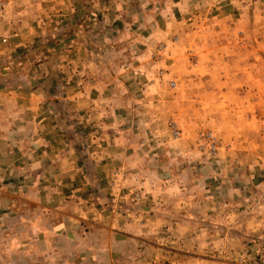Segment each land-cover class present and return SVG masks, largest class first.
<instances>
[{"label": "rangeland", "instance_id": "rangeland-1", "mask_svg": "<svg viewBox=\"0 0 264 264\" xmlns=\"http://www.w3.org/2000/svg\"><path fill=\"white\" fill-rule=\"evenodd\" d=\"M57 1L0 0V50L9 47L6 40L13 30L21 32L33 24L34 34L49 32L0 56V85L23 89L26 82L31 91H40L48 120L54 121L61 134L74 138L76 156L83 162L80 172L85 176L97 178L95 165L85 162H92L89 153L103 142L104 135L117 133L115 149L123 142L127 152L123 166L112 167L109 176L118 180H112L110 188L120 186L121 177L135 178V184L119 187L125 190V198L112 196L113 200L97 202L92 196L95 207L107 212L115 209L118 218L135 223L134 231L127 230L141 240L143 264H264V38L252 33L258 39L253 51L260 56L240 57L236 47L244 42L245 34L237 29L236 47L233 41L230 59L223 58L231 62V70L221 71L225 79L219 80L218 72H198L203 58L186 42L194 33L185 29L189 16L174 18L166 38L147 42L153 28L136 18L141 8L147 10V0H139L140 8H135V0H101L107 2L103 5L100 0H68L78 4L75 20L79 22L66 16L56 22L58 10L51 2ZM90 1L96 4L90 7ZM161 1L153 0L156 7L165 5ZM13 3L21 5L17 12ZM108 6L121 11L118 23L105 16L113 11ZM125 11L137 20L132 21ZM157 18L162 20L160 15ZM135 32L145 41H132L130 33ZM72 35H79L80 45L88 51L101 53L96 59L104 60L114 79L126 86L108 90L123 104H111L106 110L100 107L99 112H109L101 118L103 123L90 121L85 111L69 112L63 96L71 75L62 81L52 75L54 54L63 50ZM139 45L145 56L129 53ZM240 47L246 49V45ZM46 49L54 54L47 57ZM260 57L263 60L258 61ZM117 60L116 68L113 61ZM220 61L213 58L214 63ZM141 62L143 69H137ZM108 68L100 74L105 75ZM39 71H45L41 79ZM139 78L150 85L147 96L155 95L154 103L139 106L135 102ZM220 85L234 96H221L224 86ZM10 176L23 173L0 170V178ZM6 192L11 191L0 186V197ZM3 220L0 213V224ZM124 254L130 256V251Z\"/></svg>", "mask_w": 264, "mask_h": 264}, {"label": "crops", "instance_id": "crops-1", "mask_svg": "<svg viewBox=\"0 0 264 264\" xmlns=\"http://www.w3.org/2000/svg\"><path fill=\"white\" fill-rule=\"evenodd\" d=\"M163 1L164 6L161 4L156 7L153 0H147V10L141 8V14H137V17L125 12L131 15L132 21L137 20L136 17L142 22H150L148 28H153V37L149 36L147 42L166 38L174 18L189 16V22L185 19L188 23L185 29L194 33L189 34L190 39L187 38L189 41L186 42L194 45L203 58L199 61L198 67L201 68L198 72H218L219 80L225 79L221 71L230 72L231 62L223 58L227 56L230 59L232 46L236 47L237 29H243L245 34L244 42L236 47L239 56H260L256 50L253 51L258 39H254L252 33L259 32L260 37L264 38V0L161 2ZM118 3L115 2L114 5ZM89 4L92 7L96 3L90 1ZM103 4L107 2L100 0V5ZM142 5V2L135 0V8ZM20 6L12 4L16 12ZM39 7L43 8L44 5L40 4ZM51 7L58 10L56 22H63L61 17L65 16L67 20L73 18L72 22H79L75 20L79 7L77 3L60 0L51 2ZM154 7L157 8L156 11H153ZM107 9H113L105 14L107 19L115 20L113 24L118 23L121 11L117 12L109 6ZM159 15L162 20L157 18ZM214 25L218 26L215 28ZM32 26L33 24L25 26L21 32L15 33L13 30L9 40H6L9 47L0 50V56L9 55L11 50H17L18 47L33 42L39 35L49 33L48 30H40L41 34H34ZM130 36L135 41L140 35L135 32L130 33ZM68 39L63 50L56 55L49 49L45 50L49 51L47 57L54 54L52 75L61 81L66 80L68 74L71 75V81L66 82L69 85L64 84L66 96H63L69 112L75 114L85 111L90 121L95 119L103 123L101 118L106 117L109 112H99L102 110L100 107L106 110L111 104H123V99L120 101L112 98L113 92L107 93L108 90L126 86L119 78L114 79L112 68H108L104 60L103 63L96 59L97 56L102 57L101 53L94 54L86 46L80 45L79 35L78 38L72 35ZM138 41L141 44L145 39ZM233 41L234 45H231ZM242 45H246V49H242ZM140 46L135 52L130 48L129 53L144 55L145 51ZM206 56H209L211 63ZM214 57L222 61L214 63ZM231 60L232 63L235 62L234 59ZM257 60L261 61L263 57ZM113 64L117 68L119 60L113 61ZM136 67L143 69V63ZM104 68H108V72L100 74ZM44 73L45 71L40 74V79ZM140 78L135 85L138 95L135 102L139 106L154 103L155 95L147 96L150 85L142 84L144 81ZM23 85V89L17 85H0V170L16 169L23 173L22 177L0 178V186L11 191L1 193L0 197V205L3 207L0 213L4 218V224H0V264H143L139 250L141 240L135 239V235L127 230L134 231L135 223L123 221L120 214L121 217L118 218L115 209L107 212L104 208H96L92 203V196L97 202L98 199L100 202L113 200L112 196L125 198V190L119 187L135 184V178L121 177L118 184L120 186L110 188L112 180L118 179H113L109 174L112 167L123 166L126 145L120 142L122 145L115 149L117 133L104 135L103 142L94 147L93 153H89L92 162L84 160L89 167L91 164L95 165L97 178L85 176L87 173L80 172V164L83 162L76 156L78 152L74 138L69 139L66 134H61L54 121L48 120L47 116L50 114L44 113L45 102L40 91H31L29 83L25 82ZM220 86H224L221 87L224 89L221 96L225 93L229 97L234 96V93H228L225 85ZM237 103L235 98V104ZM93 189H96L94 195ZM125 250L130 251V256L121 255ZM144 260L147 263V258Z\"/></svg>", "mask_w": 264, "mask_h": 264}]
</instances>
